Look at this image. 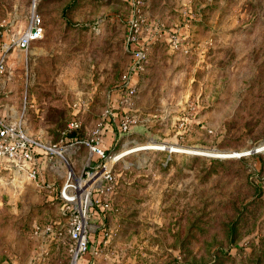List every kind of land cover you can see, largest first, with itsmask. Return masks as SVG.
I'll return each instance as SVG.
<instances>
[{"label":"rangeland","instance_id":"obj_1","mask_svg":"<svg viewBox=\"0 0 264 264\" xmlns=\"http://www.w3.org/2000/svg\"><path fill=\"white\" fill-rule=\"evenodd\" d=\"M34 9L45 34L9 49L0 114L56 143L78 111L84 135L104 108L120 109L124 96L110 95L123 76L140 73L133 105L121 107L136 122L117 128L109 152L149 149L115 162L101 197L108 225L144 238L142 264H264V150L240 155L264 141V0H0V47ZM133 20L140 37L163 35L141 72L132 69ZM57 156L45 183L61 187L70 166L87 177L84 161ZM31 193L40 214L49 192ZM37 193L44 201L34 203Z\"/></svg>","mask_w":264,"mask_h":264},{"label":"crops","instance_id":"obj_2","mask_svg":"<svg viewBox=\"0 0 264 264\" xmlns=\"http://www.w3.org/2000/svg\"><path fill=\"white\" fill-rule=\"evenodd\" d=\"M19 33L14 30L9 40H5L2 43L0 52L5 50L12 42V39ZM162 36L160 31L159 34L152 35L143 32L140 40L138 42H130L129 47L132 52L141 45L152 48V44L160 41ZM140 75V73H135L130 77L131 83L137 89ZM110 96V98L117 96L121 98V96H124L123 87L119 86L118 90L115 89ZM120 102L116 103V108L120 107L119 110H116L113 106L115 119L110 120L106 114V108H104L100 113L101 116L95 120L96 122L93 125H89L90 128H87L84 135L80 134V130L83 125L86 126L87 122L84 124L83 119L78 115V111L74 112L71 119H77L80 122V126L77 128L79 135L71 137L65 135V131L62 130L63 135L60 141H56L60 147L63 146L65 148L64 153L67 158L84 161L86 166L96 165L100 161L98 154L92 153L83 139L88 138L95 126L102 120L105 123L102 132L104 146L110 151L113 144H117L115 132L117 128L121 129L119 122L126 113L121 107L124 108L126 106L125 109H127V107H130L129 105L134 103L125 102L123 99H120ZM78 104V102L75 103V105ZM36 154L39 160L41 176L46 168L55 170L56 167H61L62 163L57 162V154L49 155L41 148L37 149ZM50 162L53 163L50 164ZM21 177H23L24 181L27 179L31 181L27 183L17 182ZM45 181L42 178L32 179L26 172H14L10 165H5L1 168L0 250L7 251L1 256L4 259L0 264H68L69 260H71L69 217L63 210L60 198L61 187L57 188L55 182L45 183ZM35 190L48 191L47 200H51L50 204L46 203L41 206L42 211L40 214H32L31 212L32 200L30 197L32 196L31 192ZM106 192L108 191L98 193L97 196H99L101 201L92 206L91 225L93 230L91 233L89 232L88 249L80 256L79 264H132V261H134L133 256L139 257V261L136 260L133 264H142L144 258L141 253H145L144 249L146 248L144 238L140 237L138 233L117 230L118 228L114 229V225H108L110 220L108 221L107 209H110V204L107 207L105 202L108 201L104 202L101 198ZM33 200L35 201L34 203L44 201L40 193L34 195ZM53 205L54 207L50 212V207ZM92 219L94 220L93 222ZM48 224L52 225V231L45 229Z\"/></svg>","mask_w":264,"mask_h":264},{"label":"built area","instance_id":"obj_3","mask_svg":"<svg viewBox=\"0 0 264 264\" xmlns=\"http://www.w3.org/2000/svg\"><path fill=\"white\" fill-rule=\"evenodd\" d=\"M130 28L131 42H138L141 38L140 33L142 30L139 20H133ZM44 34L43 15L36 9L30 10L27 27L15 36L9 46L0 53V79L2 77L11 79L13 76V70L10 68L11 65L9 63V49L14 46L26 50L31 46L32 42L42 38ZM133 55L132 69L139 72L144 71L150 58L148 46H139L134 50ZM122 87L124 89L123 101L133 103L137 87L131 83V78L127 74L123 76ZM106 114L110 120L115 119L112 106L106 108ZM135 120L136 118L129 113L124 114L119 122L121 130L128 131ZM104 125V120L100 121L88 138L83 139L91 152L98 154L100 157V161L96 165L89 166L87 177L82 178L79 176L80 179H85L89 183L82 187L80 180L75 175L76 171L70 166L66 180L60 188L63 210L69 217L71 264H79L80 256L88 249L89 212L93 205L101 201L97 194L105 192L114 185L116 180V174L113 169L115 162L131 152L138 151V149H134L126 152L110 163L111 159L116 158V152L110 153L104 146L102 135ZM79 126L80 122L77 119H71L67 128L72 130ZM38 148H41L49 155L59 154L69 162L63 146L60 147L57 143L48 142L29 132L24 121L13 120L7 115L0 114V171L3 166L10 165L14 172H26L30 178L40 179L39 160L36 154ZM98 172L100 174H97ZM105 205L108 206L109 202H105ZM45 229L52 231L53 227L48 224Z\"/></svg>","mask_w":264,"mask_h":264},{"label":"water","instance_id":"obj_4","mask_svg":"<svg viewBox=\"0 0 264 264\" xmlns=\"http://www.w3.org/2000/svg\"><path fill=\"white\" fill-rule=\"evenodd\" d=\"M141 149H149V148H140V149H138V150H141ZM261 150H264V141H261L260 144H259L258 146H254V147H252L251 149L243 150V151L240 153V155H248V154H250V153H252V152H254V151H261ZM185 152H188V151H185ZM195 153H197V154H211V152L208 151V150H206L205 153H202V152H200V151H197V152H195ZM233 153H235V152H233Z\"/></svg>","mask_w":264,"mask_h":264},{"label":"bare ground","instance_id":"obj_5","mask_svg":"<svg viewBox=\"0 0 264 264\" xmlns=\"http://www.w3.org/2000/svg\"><path fill=\"white\" fill-rule=\"evenodd\" d=\"M137 145V144H136ZM136 150V149H139V147L138 146H134V147H132V148H130L129 149V151H131V150ZM172 149V148H171ZM129 151H126V152H129ZM117 153V152H116ZM115 153V154H116ZM217 153V152H216ZM212 154H215V153H212ZM115 159H111L109 162L111 163V162H113L114 160H116L118 157L115 155ZM120 157V156H119ZM76 175V174H75ZM76 177L80 180V185L82 186V187H84L85 185H87L88 183H89V181H87V180H85V179H80V177L78 176V175H76Z\"/></svg>","mask_w":264,"mask_h":264},{"label":"trees","instance_id":"obj_6","mask_svg":"<svg viewBox=\"0 0 264 264\" xmlns=\"http://www.w3.org/2000/svg\"><path fill=\"white\" fill-rule=\"evenodd\" d=\"M64 131H65V135H68V136H78L79 135V131L77 130V128L75 129H72V130H68V128H64Z\"/></svg>","mask_w":264,"mask_h":264}]
</instances>
